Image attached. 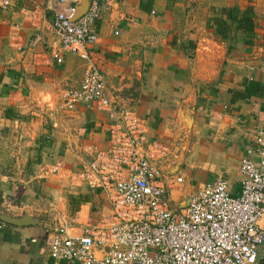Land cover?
<instances>
[{"label": "crops", "instance_id": "0c3cea01", "mask_svg": "<svg viewBox=\"0 0 264 264\" xmlns=\"http://www.w3.org/2000/svg\"><path fill=\"white\" fill-rule=\"evenodd\" d=\"M3 1L0 211L27 214L34 225L0 222V264H53L49 239L61 225L78 222V232L112 209L108 193L66 176L109 148L110 118L94 105L60 110L65 92L81 87L87 63L63 50L54 59V1L8 0L7 8ZM99 2V42L90 52L112 102L144 119L147 141L164 152L159 165L172 209L218 179L239 196L241 161L264 130V0H155L150 12L140 0ZM250 9L253 38L222 14ZM221 18L229 27L222 39ZM56 165L63 172L50 174Z\"/></svg>", "mask_w": 264, "mask_h": 264}, {"label": "built area", "instance_id": "2783aa9c", "mask_svg": "<svg viewBox=\"0 0 264 264\" xmlns=\"http://www.w3.org/2000/svg\"><path fill=\"white\" fill-rule=\"evenodd\" d=\"M50 11L56 49L86 61L82 85L65 92L62 111L94 105L109 114V148L94 153L81 173H68L75 184L110 195L112 209L97 223H65L49 239L53 264H258L264 246V130L241 161L239 196L218 179L190 203L173 210L160 168L164 152L147 141V123L132 109L112 102L106 77L90 49L99 42L93 26L103 12L91 0L87 14L73 21L80 0H53ZM10 6L8 0L2 7ZM50 174L63 172L60 165ZM183 182L176 179L171 186ZM1 228V226H0Z\"/></svg>", "mask_w": 264, "mask_h": 264}, {"label": "trees", "instance_id": "16d2710c", "mask_svg": "<svg viewBox=\"0 0 264 264\" xmlns=\"http://www.w3.org/2000/svg\"><path fill=\"white\" fill-rule=\"evenodd\" d=\"M155 0H140V7L145 12H150L153 8ZM226 16L229 17L232 24H237L238 30H245L252 38L255 36V25L253 23V11L250 9L240 17V13L236 10L227 11ZM218 36L220 39L228 37L229 27L223 18L219 20Z\"/></svg>", "mask_w": 264, "mask_h": 264}, {"label": "water", "instance_id": "95a60500", "mask_svg": "<svg viewBox=\"0 0 264 264\" xmlns=\"http://www.w3.org/2000/svg\"><path fill=\"white\" fill-rule=\"evenodd\" d=\"M90 5H91V0H81L76 7V14L74 16L73 21H77L82 17H84L90 8ZM0 222L18 227L34 225V221L32 220V217L27 214L16 215L13 214L12 212H2V211H0Z\"/></svg>", "mask_w": 264, "mask_h": 264}]
</instances>
